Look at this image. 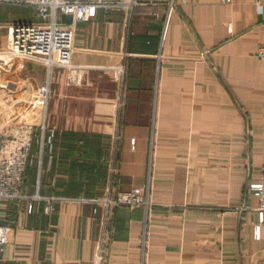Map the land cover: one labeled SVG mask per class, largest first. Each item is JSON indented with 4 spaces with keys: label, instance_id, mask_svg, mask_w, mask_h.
Wrapping results in <instances>:
<instances>
[{
    "label": "crops",
    "instance_id": "1",
    "mask_svg": "<svg viewBox=\"0 0 264 264\" xmlns=\"http://www.w3.org/2000/svg\"><path fill=\"white\" fill-rule=\"evenodd\" d=\"M255 1L174 0L168 14L171 0H137L130 13L59 15L72 27L71 64L87 67L77 82L33 58L6 65L22 105L49 82L46 105L21 120L56 134L51 152L33 143L20 188L39 198L0 202L12 229L0 264H264L258 199L246 194L264 163ZM34 20L29 8L0 7V43L9 25ZM120 64L121 84L110 69ZM133 187L149 204L111 202L103 237V199ZM44 197L57 198L52 209Z\"/></svg>",
    "mask_w": 264,
    "mask_h": 264
},
{
    "label": "built area",
    "instance_id": "2",
    "mask_svg": "<svg viewBox=\"0 0 264 264\" xmlns=\"http://www.w3.org/2000/svg\"><path fill=\"white\" fill-rule=\"evenodd\" d=\"M174 3V0L169 3L168 14L173 9ZM136 4L137 0H0V7L29 8L35 17L32 22H16L8 26L5 41L0 43V69L15 59L33 58L46 63L48 67L65 68L69 82H77V75L87 67L71 64L72 27L58 22V16L72 15L76 22H83L90 19L92 11L124 9L130 13ZM254 4L258 12H262L264 0H256ZM255 55L264 61V42L257 46ZM110 69L114 80L121 84L125 72L124 65L120 64ZM48 96L47 81L36 89L34 97L30 100L31 108L42 109L47 103ZM38 128L42 134L36 133V126L32 123L14 122L0 126V202L16 204L25 198L30 200L39 198V196L27 197L20 194L25 172L34 162L33 143H38L42 149L46 148L49 152L52 150L55 129L49 127L45 136L43 133L47 126L42 124ZM246 194L255 195L258 199L257 206L251 209L256 215L252 224L258 235L260 229L264 228V163L260 166L259 180L248 185ZM56 199L44 197L50 209ZM111 202L114 206L149 204L147 193L138 187L120 192L113 201L108 195L103 199L105 209L101 221L102 236L106 237L111 231L109 209ZM32 208V203H28V213ZM11 233L12 229L0 221V253L8 243ZM144 245L142 243L143 247Z\"/></svg>",
    "mask_w": 264,
    "mask_h": 264
},
{
    "label": "rangeland",
    "instance_id": "3",
    "mask_svg": "<svg viewBox=\"0 0 264 264\" xmlns=\"http://www.w3.org/2000/svg\"><path fill=\"white\" fill-rule=\"evenodd\" d=\"M5 69L6 66H3L0 69V126L8 125L14 122H23V120H21L23 118L22 112L28 113L30 112L29 109H32L30 104V100L32 98L26 100L27 103L22 105L23 101L12 99L13 97H10L14 94L13 92L16 87L12 84H5L3 80V71Z\"/></svg>",
    "mask_w": 264,
    "mask_h": 264
},
{
    "label": "trees",
    "instance_id": "4",
    "mask_svg": "<svg viewBox=\"0 0 264 264\" xmlns=\"http://www.w3.org/2000/svg\"><path fill=\"white\" fill-rule=\"evenodd\" d=\"M9 203V202H8Z\"/></svg>",
    "mask_w": 264,
    "mask_h": 264
}]
</instances>
